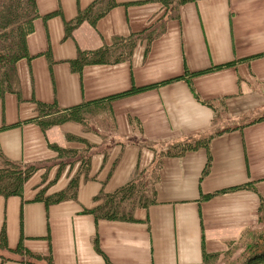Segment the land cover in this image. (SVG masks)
Here are the masks:
<instances>
[{
    "label": "crops",
    "instance_id": "1",
    "mask_svg": "<svg viewBox=\"0 0 264 264\" xmlns=\"http://www.w3.org/2000/svg\"><path fill=\"white\" fill-rule=\"evenodd\" d=\"M36 5L18 93L0 98V167L34 168L20 195H0V264L236 258L264 203V0ZM128 43V59L71 65L103 49L123 58ZM39 104L59 111L39 116ZM79 106L80 121L52 120ZM202 138L206 145L169 153ZM136 179L153 201L131 219L84 211ZM71 184L76 199H36L70 194Z\"/></svg>",
    "mask_w": 264,
    "mask_h": 264
},
{
    "label": "trees",
    "instance_id": "2",
    "mask_svg": "<svg viewBox=\"0 0 264 264\" xmlns=\"http://www.w3.org/2000/svg\"><path fill=\"white\" fill-rule=\"evenodd\" d=\"M113 4L114 3L111 2L108 5V8ZM105 12V10L99 12L98 16L103 15ZM84 16L85 13H79L75 21L72 23L73 26L79 23ZM37 17L38 10L36 0H0V98L6 93H18L17 63L27 55V37L32 31L33 22ZM125 49H128V52L123 58H115L113 56V51L110 49L100 50L99 52L91 54L87 58H85L86 54L80 53L78 59L72 61L71 65L73 66V69L80 71L81 66L85 63H115L129 58L131 53V43L126 44L124 51H126ZM190 88L195 98L198 100L192 85H190ZM133 91L135 90H131L121 95L129 94ZM205 104L210 105L208 103ZM79 109L80 106L65 109L64 113L58 115V117L53 118L52 120L57 121V123L67 120L80 121L83 117L81 116ZM39 111L40 116L42 114L58 112L59 109L54 106L39 104ZM38 121L43 127L50 124L49 121ZM206 144L207 140H205V138L195 140V142H182L180 144L169 146V153L179 156L188 149ZM85 163H87V161ZM18 166L21 167V169L18 168ZM33 172L34 168L32 166H22L10 161H5L3 166L0 167V195L3 197L20 195L24 180L27 179ZM138 180L139 179H136L135 181L133 180V182L127 183V185L117 192L105 195L102 202L98 204V206L84 211L92 213L96 219H131L132 210L137 204L140 206H147V204L153 201V198L150 195V187L147 189L137 187L135 182ZM243 187H247V185L239 186L237 188ZM69 189L71 191L70 194L61 191L47 198L37 196L36 199H44L46 203L57 202L64 198L76 199L75 186L71 184ZM248 236H251V234ZM261 238H263L262 234L258 236V241H262V243H264ZM5 247V234L2 230L0 235V248ZM263 248L264 244L261 246V249ZM261 249L257 250L258 253L249 258L244 264H264V249L263 251H260ZM204 257L203 264H214L216 261L214 256L204 254ZM106 264L109 263L107 262Z\"/></svg>",
    "mask_w": 264,
    "mask_h": 264
},
{
    "label": "rangeland",
    "instance_id": "3",
    "mask_svg": "<svg viewBox=\"0 0 264 264\" xmlns=\"http://www.w3.org/2000/svg\"><path fill=\"white\" fill-rule=\"evenodd\" d=\"M18 168L21 169V167H19V166H18ZM258 219H259L258 225H260V227L256 230H254L251 233V236L247 235L245 237L242 245L240 246V252L237 255V257L233 258L232 261L224 260V259L220 262L215 261L214 264H244V263H246V261L249 258L255 256L256 253H258L257 250L261 249V246L264 244V243H262V241H258L259 240L258 236H260L261 234L263 237L261 239H263V241H264V203L261 205ZM238 249H239V246H238ZM263 249H261L260 251H263Z\"/></svg>",
    "mask_w": 264,
    "mask_h": 264
}]
</instances>
